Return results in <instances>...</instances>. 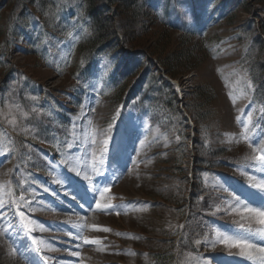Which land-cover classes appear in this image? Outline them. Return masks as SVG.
<instances>
[{"label":"rangeland","instance_id":"374dc122","mask_svg":"<svg viewBox=\"0 0 264 264\" xmlns=\"http://www.w3.org/2000/svg\"><path fill=\"white\" fill-rule=\"evenodd\" d=\"M95 1L99 8L107 3ZM126 2L119 0L115 7ZM192 5L186 1L178 6L179 15L169 18L186 24L198 65L190 72L175 71L172 87L182 115L156 106L167 95L162 89L158 93L162 83L157 81L168 77L157 65L158 55L134 58L149 70L151 62L154 71L155 93L146 95L142 105L156 122L147 124L133 108L122 111L113 97L111 76L126 60L123 54L95 56L89 79L82 77L88 61L84 48L94 32L84 0H0V264H26V257L19 260V231L30 233L37 247L71 257L55 264H150L151 249L166 247L160 244L168 241L166 236L184 234L195 250L180 252L179 264H260L261 253L245 250L250 260L237 247L219 241L250 228V243L264 247L259 218L242 219L230 207L234 198L250 207L264 203V189L253 186L264 179V168L245 139L264 143V88H259L264 71L257 70L263 69L264 52L256 42L260 36L264 47V0H199L194 14ZM140 7L138 18H127L121 8H115L120 14L107 16L121 41L132 34L137 42L134 47L121 43L122 50L128 56L142 47L151 50L164 33L166 53L173 52L180 34L164 28L163 4L144 0ZM118 76L120 85L132 88L122 71ZM196 86L209 88L212 95L199 124L187 125L184 103L191 101ZM130 89L121 97L134 104L138 94L132 96ZM118 116L121 125L115 122ZM192 137L197 142L191 147ZM199 154L221 166L196 168ZM102 163L111 169L108 191L97 195L103 204L97 201L96 207L91 200L71 221H54L59 215L69 217L56 206L61 194L73 199L69 178L74 176L81 190L96 189L98 182L91 179ZM113 193L118 215L109 210ZM117 229L121 236H116Z\"/></svg>","mask_w":264,"mask_h":264},{"label":"trees","instance_id":"16d2710c","mask_svg":"<svg viewBox=\"0 0 264 264\" xmlns=\"http://www.w3.org/2000/svg\"><path fill=\"white\" fill-rule=\"evenodd\" d=\"M125 1H127L126 5H124L123 7L116 8L115 6L118 5L119 0H106L107 3L104 5L102 4V6L99 8V5H97L95 0H84L86 15L91 20V25L94 31L92 37L88 41L87 46H85L84 51L87 50L86 54L88 55V57L86 58L89 61L92 58V55L96 53L100 54L106 52H118L123 54L126 60L122 65H119V70L120 72L121 71L123 72L125 79H128L129 81L132 80L133 86L131 88V87H124V85H119L115 93L117 91L118 92L114 94L113 97H116L117 102H121L124 99L121 97L122 94L131 88L130 92L132 93V96L138 94V98H139L132 105L137 107L139 106L140 108H142L143 107L142 103L144 98L146 99L148 98L146 95H150L151 93L154 94L155 93L154 90H156V87L154 85V74H153L154 71L151 69L152 67L151 62L150 64L147 63L150 66V70L145 69V63H143V61L141 62L140 59L138 58L134 59L135 56L138 55L142 57V59H145L147 58L148 55L154 56L157 54L158 56L156 60L159 62L158 65L162 66V68H164L165 74L172 79L175 78V73H176L175 71L177 70H182V73H184L197 69L198 65H195V62L197 60L195 61V55H194L195 46L190 44V40H188L187 37V35L189 36L191 35L184 28V26L174 27V25H170L169 17L170 15L173 16L179 15L177 9L181 3L189 1L191 4H195L199 2V0H160V2L163 3L164 5V21L162 19V21L164 22L163 24L164 28L166 29L171 28V30L173 31L176 30L180 34L175 50L173 52L166 53V49H168L169 41L168 42L165 41L162 43L161 38L163 37L162 35L164 34L162 33L159 36L160 39L158 38V41L151 46V50H149L150 48L145 49V47L143 48L141 46L142 48L139 51V53H132V55L130 56L126 55V52L122 50V46L120 44L125 43V45H123L125 47H127L128 45L130 47H134V45L136 46L137 42L132 39L133 35L129 34L132 37L130 39H127L122 35L124 38L121 41L118 38L116 32L112 30L113 28H111L112 27L111 19L107 17L109 16L110 13L113 15L120 14L119 12H117L116 9L121 8L120 12L124 16H127V18L129 19L138 18L140 16L139 15L140 9L144 7V6L140 7L144 4V0H125ZM140 1L142 2L140 3V5L136 4L137 2ZM197 5H199V3ZM100 9H102L103 11ZM104 12L106 13L105 15ZM129 32L130 31L128 30V33ZM261 32L264 34L263 23L261 24ZM256 42L260 44L259 48H261L262 51L264 52L263 42L260 39V37L256 39ZM129 60L131 62H134L133 66H130V63H128ZM261 67L263 69H257L259 72H261L262 70L264 71V65L262 63H261ZM258 82L260 81L258 80ZM157 83H162L158 93H160L161 92L160 90L162 89V91L163 90L167 91V95L161 96L160 101L159 102L156 101V105L158 106L161 105L164 108H168V109L170 107L172 110H176L177 112H179V110L177 109L178 106L177 100L175 99V93L172 85L164 78L158 79ZM259 88H264V78L263 81L261 79ZM171 94H173V96ZM209 95H212L211 92L209 91V88H205L203 86H196L191 94L192 96L191 101L184 103V108L191 117V119L193 120V122L199 124V122L201 121L200 119L203 118L202 115L204 112L201 113V111L204 110V108L206 107L205 105L209 103ZM196 142L197 141H195V146H196ZM196 160H197L196 168H205V167L212 168L215 166V163L213 161H209L207 157L202 158L201 154L197 156ZM178 169L180 171H183L181 167H178ZM186 173L187 172H183L184 178H187ZM173 174H174V169L170 172V175ZM149 196L151 197L153 195L150 193ZM192 199L193 201H199L197 196H194ZM153 200L156 201L155 199ZM165 201H169L172 203L174 202L168 199ZM166 237L168 238L167 239L168 241L164 243L160 242V244H167L166 247L153 246L154 248L150 250L149 254L152 261L151 264H173L175 245L172 239L174 237L173 236L171 237V235ZM183 237H185V235ZM182 241L183 242H179L177 245V247L179 248V252L192 251L191 243L185 242V238Z\"/></svg>","mask_w":264,"mask_h":264},{"label":"snow or ice","instance_id":"6c2138e0","mask_svg":"<svg viewBox=\"0 0 264 264\" xmlns=\"http://www.w3.org/2000/svg\"><path fill=\"white\" fill-rule=\"evenodd\" d=\"M33 111H35V109H33ZM10 123H14V121H10ZM245 139L248 140L249 147H251L253 152L256 153V155L254 156L255 161L262 168H264V143H261L260 141L253 142L252 138H249L247 136L245 137ZM103 143H104V146L106 147L108 144V141L105 139ZM69 147H71V145H69ZM77 175H80V173L77 172ZM85 178L89 179V182L91 183L90 177L87 174H85ZM60 182L65 183L66 181H60ZM253 186L264 189V179H261ZM90 191L93 197L92 203L95 204L96 207H99V204L95 200V197L97 195H99L100 197H103L104 192L108 191V187L105 186L102 189L86 188L85 196L88 195ZM21 199H23V197H21ZM79 200L81 201V207H84V204L82 203L83 197H80ZM230 207H232V210L235 211L237 214L241 215L242 219H247L248 221H252L256 218H259V223L264 224V203H261L260 205L256 207H250L249 204L245 203L243 199L234 198V204L230 205ZM245 212L248 214L247 217H244L242 215V213H245ZM19 214L21 218L24 217L23 212H20ZM251 234H252V230L249 228V229H245L243 232H240V233L226 234L219 242L225 243L226 246L237 247L238 249H240V255L245 256V258L250 259V260L253 259V257L250 255L246 256L245 250L253 249L256 252H259L262 254L258 258L260 260V264H264V247H257L255 244L250 243ZM33 243L35 244L36 241L33 240ZM85 243H92V241H85Z\"/></svg>","mask_w":264,"mask_h":264},{"label":"bare ground","instance_id":"6f19581e","mask_svg":"<svg viewBox=\"0 0 264 264\" xmlns=\"http://www.w3.org/2000/svg\"><path fill=\"white\" fill-rule=\"evenodd\" d=\"M89 163V162H88ZM58 194V193H57ZM43 197H46V195H44ZM74 197V196H73ZM55 199V198H54ZM65 202H69V199H67L66 198V196L65 195H62L61 194V198H60V200L58 199V201H57V204H56V206H57V208H59V210L62 212V213H67L68 214V216L69 217H67V218H62L61 216L62 215H59V216H57L55 219H53L54 221H71L72 220V217H74L76 214H78V213H80L81 211H79L77 208H75V209H77V211L76 210H74L73 208H70V207H68V206H66V205H64V203ZM70 203V202H69ZM102 203V202H101ZM73 210L75 211V212H73ZM87 215L89 214V213H86ZM56 216V215H55ZM82 220H86V217H84ZM63 223V222H62ZM61 224V223H60ZM48 236H53V235H47V237ZM66 246H67V244H66ZM43 254H45L47 257H49V258H54V260L51 262V263H57L58 261H60L61 263H62V260L65 258H68V259H71V257H69V256H65V255H61V254H57L56 252H47V251H43ZM19 257H21V256H19ZM23 255H22V257L19 259V260H22L23 259ZM24 261H25V263L26 264H30L31 262H29V260L28 259H24ZM209 264H211V263H209Z\"/></svg>","mask_w":264,"mask_h":264}]
</instances>
